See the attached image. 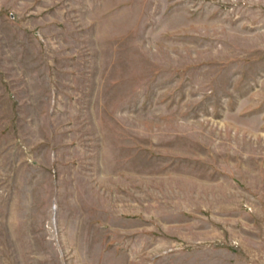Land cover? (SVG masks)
<instances>
[{
  "label": "rangeland",
  "instance_id": "1",
  "mask_svg": "<svg viewBox=\"0 0 264 264\" xmlns=\"http://www.w3.org/2000/svg\"><path fill=\"white\" fill-rule=\"evenodd\" d=\"M0 264H264V0H0Z\"/></svg>",
  "mask_w": 264,
  "mask_h": 264
}]
</instances>
